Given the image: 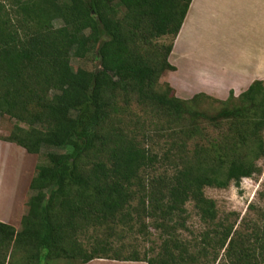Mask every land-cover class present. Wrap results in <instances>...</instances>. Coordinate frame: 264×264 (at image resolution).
<instances>
[{"label":"trees","instance_id":"trees-1","mask_svg":"<svg viewBox=\"0 0 264 264\" xmlns=\"http://www.w3.org/2000/svg\"><path fill=\"white\" fill-rule=\"evenodd\" d=\"M190 3L0 0V118L14 120L0 140L29 154L43 147L64 150L46 152L36 166L19 229L0 221V264L58 258L214 264L221 251L225 264H257L264 230L235 233L218 218L204 188L238 185L261 172L256 161L264 159V86L255 80L237 96L230 91L208 116L193 105L212 96L178 98L169 83L159 82L175 69L167 58ZM93 50L96 69L72 68V56ZM133 104L169 117L151 134V141L169 142L161 157L139 144L133 134L139 129L126 132L113 117ZM205 122L214 124L216 136L209 138ZM164 160L171 167L158 172ZM188 201L209 226L199 241L180 238ZM142 217L150 218L153 239L141 233L147 227ZM133 222L150 245L123 255V234L112 225L124 223L131 231ZM103 224L111 227L103 238L80 239L88 226Z\"/></svg>","mask_w":264,"mask_h":264},{"label":"rangeland","instance_id":"rangeland-1","mask_svg":"<svg viewBox=\"0 0 264 264\" xmlns=\"http://www.w3.org/2000/svg\"><path fill=\"white\" fill-rule=\"evenodd\" d=\"M161 42H168V39H162ZM71 65L73 69H96V67H98V59H96L95 51H91L83 58L72 56ZM168 73V71L164 72L160 76V83L167 82L166 80L168 77H170V79L176 78L175 81H180V74L173 77ZM175 95L178 98H181L179 97V93L176 91ZM216 99L218 100V98L215 97H200L193 106L199 111L206 112L208 116H214L217 111L223 107L222 103ZM113 117L118 122L119 126L126 132L139 129V132L133 134L137 135L136 137L140 141L139 144L141 146H144L149 151L152 150L153 152H156L159 157L165 154L169 147V142H167L164 137L160 141H151V134L154 130L161 128V126H167L169 121L168 116L155 110L151 111L150 106L138 107L133 104L129 112L118 113ZM13 125V119L8 116L1 117L0 138L7 136ZM201 125H205L207 127L209 138L217 135L218 130L214 127L212 122H205ZM192 144L193 142H188L189 148L192 147ZM205 144L209 145V142H205ZM48 151L60 152L64 150L56 147H43L39 154H29L23 148L15 145L14 143H8L0 140V210L3 213L6 210H12V216L15 211L16 213L19 211V200L21 201L22 197H28L31 193L28 191V184L34 176L36 166L45 162V154ZM174 152L177 153L175 150ZM172 154L173 152L169 153L170 158L174 157ZM256 163L260 166L261 172L254 174L251 177L242 178L238 185L231 182L226 188H204V195L215 201L218 218L225 219V225L232 224L233 231L235 230V233L238 232L245 236L251 235L253 231H260L261 233L264 230V159H259ZM170 165L171 163L169 161L164 160L156 165V169L158 172H163L168 170L171 167ZM147 172L151 173V168L147 169ZM185 207L188 213L186 219L187 228L180 231V238L184 241H193L194 239L199 241L202 233L207 231L209 226L199 219L192 208L191 201H188ZM12 219L15 221V218ZM142 220L147 227H142L143 231L141 233L148 234L147 237H151V239H153L155 237V233L153 228H151L150 218L142 217ZM134 224L135 225L131 231L127 230V225L124 223H116L115 225H112V227L115 226L116 232L123 234L124 239L122 243L124 242L123 244H125L123 245L125 246V250L122 253L123 255L127 254L128 250H131L134 247L138 248L140 251L148 250L150 245V241H148V239H144V235L137 232L139 224ZM17 228L19 229V227ZM87 228L88 229H84L80 233V239L84 242L90 240L91 238L101 239L106 235L108 230L111 229V227L107 224H103L102 226L95 228L93 226H88ZM114 236V234L111 236V240H113ZM113 245L115 248H119L118 241H114ZM222 254L223 251L220 252L214 264H225L226 260L222 257ZM256 256L258 259L257 264H264V252L257 250ZM44 264H79V261L58 258L49 260Z\"/></svg>","mask_w":264,"mask_h":264},{"label":"crops","instance_id":"crops-1","mask_svg":"<svg viewBox=\"0 0 264 264\" xmlns=\"http://www.w3.org/2000/svg\"><path fill=\"white\" fill-rule=\"evenodd\" d=\"M167 60L175 68L168 74H180V81H166L183 99L201 92L237 96L255 80L264 86V0H191ZM23 199L14 217L0 210V221L18 227ZM94 263L146 264L104 258L84 264Z\"/></svg>","mask_w":264,"mask_h":264}]
</instances>
